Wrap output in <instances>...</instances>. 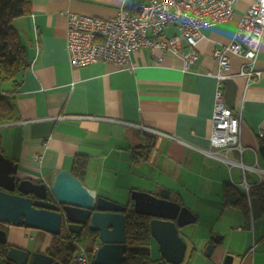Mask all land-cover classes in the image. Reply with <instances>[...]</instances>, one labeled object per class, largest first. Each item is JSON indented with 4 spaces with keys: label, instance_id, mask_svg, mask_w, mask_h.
<instances>
[{
    "label": "crops",
    "instance_id": "0c3cea01",
    "mask_svg": "<svg viewBox=\"0 0 264 264\" xmlns=\"http://www.w3.org/2000/svg\"><path fill=\"white\" fill-rule=\"evenodd\" d=\"M254 1L239 0L232 18L201 29L199 59L186 70L180 56L160 48L134 51L127 66L98 61L75 68L67 47V12L110 17L121 7L136 11L135 0H33L31 14L13 21L31 67L11 94L15 119L0 124L4 153L19 163L18 175L51 184L58 171L72 170L76 155H88L83 181L98 195L127 205L134 190L160 196L166 188L171 199H181L196 214L195 222L180 228L187 241L180 264H225L228 255L232 264H264L260 206L250 200L246 217L223 200L225 183L248 193L264 181V170H258L264 169V38L255 63L260 74L241 73L245 56L228 51L230 67L224 70L214 55L234 40ZM177 32L176 25L166 29L167 35ZM216 74L227 105L242 115L243 153L206 152L212 150ZM146 140L154 141L152 156L133 162V149ZM6 228L10 244L33 250L46 251L53 236L23 226ZM89 242L84 241L85 249ZM154 242L150 249L158 259L162 255L160 247L153 254ZM210 243L214 250L208 254ZM99 245L100 239L94 255Z\"/></svg>",
    "mask_w": 264,
    "mask_h": 264
},
{
    "label": "built area",
    "instance_id": "2783aa9c",
    "mask_svg": "<svg viewBox=\"0 0 264 264\" xmlns=\"http://www.w3.org/2000/svg\"><path fill=\"white\" fill-rule=\"evenodd\" d=\"M238 1L138 0L136 11L121 7L117 14L110 17L68 11L70 63L75 68L98 61L127 66L134 51L160 48L164 54L172 52L180 56L184 68L190 70L191 65L199 59L196 44L202 36L201 29L232 18ZM170 25H176L178 32L167 35L166 29ZM263 38L264 0H255L240 18L234 40L227 46L217 47L214 55L224 70L230 67L228 51L245 56L247 61L241 73L260 74L255 63ZM216 77L218 85L210 134L212 150L206 152L218 156L225 150L237 149L243 153L246 147L241 140L242 115L227 105L221 74H216ZM260 135L264 136V132H260ZM74 261L76 264H89L84 247L78 250ZM154 264L169 262L161 259Z\"/></svg>",
    "mask_w": 264,
    "mask_h": 264
},
{
    "label": "water",
    "instance_id": "95a60500",
    "mask_svg": "<svg viewBox=\"0 0 264 264\" xmlns=\"http://www.w3.org/2000/svg\"><path fill=\"white\" fill-rule=\"evenodd\" d=\"M19 163L0 152V244H9L0 256V264H64L41 250L9 243L7 226H23L58 235L66 224L72 234L85 228L99 233L101 245L96 249L94 264H122L128 250L127 205L118 203L89 188L69 169L58 171L51 182L20 177ZM18 189L20 193L10 190ZM168 189L160 196L141 190L132 192L137 213L152 217L151 233L158 242L162 257L172 264L184 261L187 241L180 228L197 220L186 205L170 198ZM218 241L219 236H215ZM208 254L214 250L210 243ZM228 255L225 264H232Z\"/></svg>",
    "mask_w": 264,
    "mask_h": 264
},
{
    "label": "trees",
    "instance_id": "16d2710c",
    "mask_svg": "<svg viewBox=\"0 0 264 264\" xmlns=\"http://www.w3.org/2000/svg\"><path fill=\"white\" fill-rule=\"evenodd\" d=\"M138 0H135L134 8ZM33 0H0V124L15 119L12 93L21 85L23 75L31 67V58L27 46L23 43L13 21L32 12ZM149 133L144 138L149 139ZM147 136V138H146ZM145 144L135 147L131 159L135 163L149 159L152 156L154 141L146 140ZM261 154L264 156V139L261 140ZM0 152H4L2 135L0 133ZM89 164V156L78 154L75 156L71 172L83 180ZM260 206V214L264 215V181L251 185L248 193L243 192L232 182L224 184L223 200L225 205L238 208L244 216L251 213L250 200ZM183 204L181 199H178ZM127 237L128 250L122 264H154L163 257L154 259L150 245L155 240L151 233L152 217L137 213L134 200L127 204ZM86 239L90 240V247H86L89 264H94L93 247L99 242V233L85 226L79 234H72L66 224L58 235H53L46 249V253L64 264H76L74 257ZM9 244H0V256L5 253Z\"/></svg>",
    "mask_w": 264,
    "mask_h": 264
},
{
    "label": "rangeland",
    "instance_id": "374dc122",
    "mask_svg": "<svg viewBox=\"0 0 264 264\" xmlns=\"http://www.w3.org/2000/svg\"><path fill=\"white\" fill-rule=\"evenodd\" d=\"M4 153V152H3ZM32 229H34V228H32ZM35 230V229H34ZM40 230V229H39ZM35 231H37V229L35 230ZM40 231H42V233H47L46 231H44V230H40ZM152 249H153V254L154 255H156L157 254V251H158V249H159V245H158V243L157 242H154L153 243V247H152Z\"/></svg>",
    "mask_w": 264,
    "mask_h": 264
},
{
    "label": "flooded vegetation",
    "instance_id": "af4514ba",
    "mask_svg": "<svg viewBox=\"0 0 264 264\" xmlns=\"http://www.w3.org/2000/svg\"><path fill=\"white\" fill-rule=\"evenodd\" d=\"M1 189H3V190H6L5 188H3V187H0ZM11 192H13V193H20V191L16 188V189H13V190H10ZM0 226L1 227H3V225L2 224H0ZM7 264H9V263H7Z\"/></svg>",
    "mask_w": 264,
    "mask_h": 264
}]
</instances>
